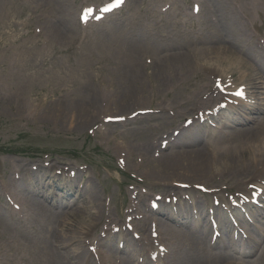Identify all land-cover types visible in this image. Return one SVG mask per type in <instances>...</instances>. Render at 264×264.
I'll return each mask as SVG.
<instances>
[{
  "label": "rangeland",
  "instance_id": "1",
  "mask_svg": "<svg viewBox=\"0 0 264 264\" xmlns=\"http://www.w3.org/2000/svg\"><path fill=\"white\" fill-rule=\"evenodd\" d=\"M59 1L54 0L47 5L48 7H43L38 4L39 0H0V252L9 251L10 247L7 246L14 243L17 233L15 230L21 228L24 230V222H19L18 219L20 216H28L30 211L23 204L18 205L20 211L12 210L1 190L2 180L5 178L10 179L13 176L20 180L26 175L23 170L15 168V162L29 165L31 169L25 170L35 172L31 174V176L34 174L35 177L32 178L34 180L39 178L41 171L38 172V169L41 168L49 170L51 177L57 176L60 180H68L61 172L68 171L67 176L73 180L79 172H84L91 177L99 191L101 203L105 205V221L119 222L124 216L122 222H126V217L133 206L132 192H138L143 196L149 194L152 196L151 199L158 194L173 197L175 194L169 193L173 191H165L166 189H163L154 177L148 179L144 172L143 157L135 156L132 159L133 163H127L126 146L130 143L134 147H140L150 142L155 146L159 144L158 147L162 150L161 144L167 138L174 142L176 139L173 137L177 136L178 125L196 114L194 112L192 116L178 118L177 112L181 113L187 109V103L193 100L196 90L204 92L199 98L204 102L208 96L207 90L214 91L216 77L221 76L209 75L208 73L212 71L201 64L194 67L193 71L185 73L186 77L177 76L175 80L172 79V82L166 84L163 76L154 74L157 71L154 67L155 59L159 62L162 56L172 53L171 49L169 52V48L162 47L161 55L155 56L151 52L144 55L143 66L146 68L142 69V73L147 99L143 105L131 103V106L135 104L136 107L121 114L116 111L109 112L108 106L102 107L99 122L71 129L67 124H63L59 113H55L53 117L49 116L54 105L58 108L61 104L83 105L89 90L95 95L108 91L113 96L115 89H119L118 85H122L117 65L120 59L119 51L122 52L120 47L124 42L117 43V35L129 43L138 44L140 39L143 46L157 48L160 45H173L181 48L180 50L183 49L185 53H195L198 52L196 41L202 35L215 33L217 35L220 31L214 26L216 21L211 22L207 13L206 17L193 14V0H128L124 9L116 15L104 20L91 21L87 26L80 23L82 10L86 6L108 0ZM210 5L207 10L214 8L212 4ZM55 22H64L67 26H64L67 31L64 40L60 41L48 32L46 23ZM263 23L264 20L260 17L256 22V28H247L252 38H242L238 44L240 60L227 59L228 61L224 60L219 66L226 76L232 74L231 69L234 70L237 85L242 83L240 80L242 74H248L244 69L238 68L239 63L255 57L257 42L262 36L258 28L261 29ZM217 39L221 38L217 36ZM125 47L126 45L122 49ZM233 64L237 66L231 68ZM23 85L26 86V95L19 90ZM97 100L98 104L99 97ZM26 102L30 105L24 106ZM162 102L167 104L165 110L168 111L159 109L163 107ZM117 106L118 101L115 108ZM152 110L154 112L149 113ZM142 111L149 114H138ZM122 114H124L122 117L118 116ZM133 115L137 118L130 119ZM228 115L229 113H226L222 119L221 117L218 119L222 120L217 127L218 130H226ZM120 119L126 121L120 123ZM116 120L117 123L109 124ZM197 131L205 139L207 130H195ZM123 134L126 137L120 136ZM161 156L162 154H158L154 157L160 159ZM172 181L173 185L178 184L177 179ZM31 182L32 186L28 184L25 187H45L40 186L38 181ZM184 183L186 184V181ZM21 184L16 186V191L24 194L26 189L21 187ZM50 184L54 188L58 185ZM210 185H222L223 190H227L226 182L219 178ZM5 186L9 187L10 184L5 183ZM195 191L196 196L189 193L184 196L192 197V202L193 197L202 198L205 206L209 208L208 211L215 210L212 195H204L197 189ZM242 191L243 188H236L222 194L226 199H230L235 193ZM63 195L66 196V193ZM146 205L149 206L150 201ZM140 210L145 211L147 207L140 205ZM12 211L19 214H12ZM95 212L89 208L90 216ZM94 232L96 238L100 231ZM139 233L143 237V232ZM88 237L89 235L84 238ZM140 241L142 240H138ZM247 243H249L247 246L242 247L252 249L255 246L254 243ZM167 245L169 247V244ZM154 250H157L156 247L150 252ZM85 251L86 248L82 250L83 253ZM175 254L176 251L170 249L168 258L157 262L152 260L153 264H174ZM73 256L78 257L79 253L76 251ZM139 262L144 264V259H139Z\"/></svg>",
  "mask_w": 264,
  "mask_h": 264
},
{
  "label": "bare ground",
  "instance_id": "2",
  "mask_svg": "<svg viewBox=\"0 0 264 264\" xmlns=\"http://www.w3.org/2000/svg\"><path fill=\"white\" fill-rule=\"evenodd\" d=\"M53 1L39 0L38 4L48 7L47 5ZM210 2L215 10L209 9L207 14L219 18L222 41L217 39L219 33L217 35L216 33L202 35L196 41L198 52L185 53L183 49L182 51L181 48L173 45H160L157 48L143 46L140 39H138V44L129 43L117 35V43L124 42L120 47L122 52L119 51L120 59L117 65L122 85H118L119 89H115L114 95L112 96L108 91H102L95 95L92 90H89L83 105L66 104L63 106L61 104L60 108L54 105L49 116L53 117L55 113H59L63 124H67L71 129H77L89 126L95 121L99 122L102 107L108 106L109 112L116 111L121 114L136 107L135 104L131 106L134 102L143 105L147 99L144 74L142 73V69L146 68L143 66L144 55L148 52L155 56L161 55L163 54L162 47L169 48V52L171 49L172 53L162 56L159 62L155 59L154 67L157 71L154 74L163 76L166 84L172 82V79L175 80L177 76L178 78L186 77L185 73L193 71L194 67L201 64L212 71L209 74L221 75L223 80L224 78L229 79L225 77L226 73L219 66L227 59L240 60L241 52L238 50V44L241 43L242 38L248 37L246 28L248 24L255 25L259 16L264 19V0H210ZM59 3L61 2L59 1ZM63 8H65L64 3ZM46 25L49 34L54 38L60 41L65 39L67 34L65 27L67 26L64 22L46 23ZM213 28L215 29L214 26ZM124 45L126 47L122 49ZM235 66L237 65L233 64L231 68ZM238 68L248 72L247 75L242 74L240 77L242 83L238 87H242L250 102L239 104L241 109L237 110V114L234 112L228 118L226 131H213L214 137L204 141L199 134L186 130L182 126L183 124H180L177 127L179 130L183 128L180 136L169 144L165 151L160 150L157 147L158 144L155 146L150 142H146L144 146L140 147H134L128 143L126 146L127 163H133L132 159L135 156L143 157L145 159L144 172L148 179L154 177L155 181L162 185L163 189H166L165 191H174L181 198L183 196L182 188L173 186V179H177V182L181 184H185L186 181V184L191 187L189 190H184L186 193L196 192L193 187L200 183L218 194L224 187L210 184L219 178L226 182L228 190L243 188L245 194H251L253 190L249 186L258 181H264V116H261V114L264 115L263 51L257 49L255 57L240 62ZM231 71L234 75V70L231 69ZM19 90L23 92V95H26L25 85ZM210 92L207 90L206 94H210ZM203 94L204 92L200 90L194 91L193 100L187 103V109L181 113L177 112V117L192 116L194 112H196L195 116L187 120L200 118V113H203L202 115L207 113L209 117L216 116L221 109L220 103L223 104V102L221 99L213 97L220 93L212 91L207 101L204 102L199 99ZM98 97L99 103L97 104ZM100 97L102 103H100ZM117 101L118 106L115 108ZM161 104L163 107L159 109L165 110L167 104L165 102ZM27 105L30 104L26 102L24 106ZM123 115L118 116L122 117ZM166 120L168 121V118ZM120 136L126 137L124 134ZM167 141L170 142L168 138ZM158 154H162V156L160 159H155L154 156ZM14 166L18 170H23L24 174L26 173L21 184V187H25L35 177L34 174L31 176L30 170H25L31 169V167L21 162H15ZM40 171L39 179L36 180L50 178V183H55L53 181L55 176L51 177L49 170L41 168ZM64 175L67 173L64 172ZM247 176L251 177L247 178ZM11 182L15 181L11 180ZM57 182H62V184L56 189L52 185L40 188L25 187L24 194L14 190L13 196L16 201L28 207L30 211L24 222V230L22 228L15 230L17 233L14 243L7 246L10 247L9 251L0 252V264H92V255L87 250L82 252L84 244L89 246L88 249L91 252H97V255H100L103 264H136L135 259L145 253V250L139 245L135 244L134 248L129 246L130 251L122 255L115 250L114 240L108 243L102 239L97 240L98 242L93 240L92 233L95 230H100L104 234L102 236L104 238L114 233L113 226L118 223L105 221V205L101 203L102 198L91 177L84 172H79L75 180L65 179ZM50 189L55 190L51 191ZM65 191L66 196H63ZM193 195L196 196V194ZM131 196L132 200L136 201L139 198L140 201L143 195L132 192ZM143 197L145 199L141 200V206H145L146 198H148L147 196ZM220 197L222 198H217L220 200L225 198L224 196ZM193 198L194 201H197L196 197ZM183 200H188V198ZM183 200L181 199V207L178 209L179 220L170 208L161 209L157 214L159 217L154 218L149 217L147 212L139 210L140 208L137 206H133L129 216L132 217V221H135V232L137 230L143 232L144 240L150 247L157 245L158 242H161L162 245L168 243L169 247L166 248L176 251L174 264H264V241L261 243L264 238V228L262 227L264 218L258 221V225L262 226H256L255 231L248 233V237L255 240L256 245L260 247L255 253L253 261L238 260L233 255L237 253L233 238L224 240L219 248L212 250L211 241L208 239L210 230L206 219L195 223L196 225L192 229L189 228L186 219L194 218V209L198 208L201 214H205L206 210L200 203L195 202L196 206L193 208ZM89 208L96 211L93 216H90ZM134 212H139V214L131 216ZM202 223L204 227H201ZM149 226L150 230L148 231ZM107 233L109 234L106 236ZM87 235L91 236L87 239L84 238ZM226 236L230 237V234H226ZM73 249L74 251H72ZM103 250L105 253L101 252ZM76 251L79 253L78 257L73 256ZM240 255L246 256L247 253L243 252Z\"/></svg>",
  "mask_w": 264,
  "mask_h": 264
},
{
  "label": "snow or ice",
  "instance_id": "3",
  "mask_svg": "<svg viewBox=\"0 0 264 264\" xmlns=\"http://www.w3.org/2000/svg\"><path fill=\"white\" fill-rule=\"evenodd\" d=\"M118 2H122V0H118Z\"/></svg>",
  "mask_w": 264,
  "mask_h": 264
}]
</instances>
